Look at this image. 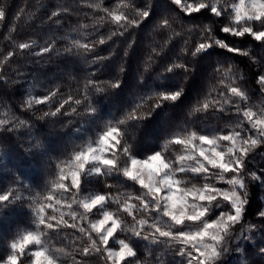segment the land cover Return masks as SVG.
I'll return each mask as SVG.
<instances>
[{
    "label": "snow or ice",
    "instance_id": "obj_1",
    "mask_svg": "<svg viewBox=\"0 0 264 264\" xmlns=\"http://www.w3.org/2000/svg\"><path fill=\"white\" fill-rule=\"evenodd\" d=\"M169 4L175 6L168 10L169 13L178 9V15L183 13L188 18L205 12L218 19L227 18L228 22L220 28L222 33L235 38L251 37L253 41L264 45V0H169ZM105 12L106 17L100 19L110 17L116 29L111 36L101 37L98 41H73L74 46L82 48L85 54L94 52L97 44H105L112 36H123L130 27H139L142 20L153 14L150 4L137 9L140 19L130 18L117 10L105 9ZM59 14L53 11L49 20ZM6 15L5 8L0 6V21H4ZM19 18L20 13L15 19ZM159 26L161 29L171 28L166 16L161 19ZM82 27L86 28L87 25ZM195 28L200 29V39L191 46H188L187 40L184 41L185 47L180 49L184 57L196 59L215 48L248 57L259 66L255 82L264 92V62L261 59L252 55L249 49L236 47L217 38L211 25H195L189 31ZM174 35L181 36L182 33L176 32ZM170 41L171 37L163 46L151 49L152 54L145 61V70L156 63L155 58L162 56ZM36 46L35 41L17 45L21 51ZM54 46V43H47L33 54L49 53ZM64 51L72 54L73 48L67 47ZM14 55L15 52H8L5 59ZM107 58L97 55L93 61ZM157 69L158 78L174 75L178 73L177 70H181L184 81L194 71L191 61L186 59L181 62L179 56L176 59L162 58ZM120 70L123 71V67ZM215 72L224 77L218 81L220 84L227 81L225 88L218 92L217 97L210 100L206 96L198 102L190 110L189 116L212 109L231 119L232 108L224 107L225 104H231L236 114V123L231 131L221 130L218 134H210L186 129L171 134L165 140L163 150L138 155L128 139L129 127H140V122L151 117L157 109L179 101L184 94V82H180L172 89L153 90L140 96L124 118L104 121L94 137L89 136L84 143L74 148L66 160L56 162V175L43 194L38 192L33 195L30 184L24 183L23 169L31 166L41 168L46 161L51 166L49 149L42 144L30 145L23 151L13 148L12 151L17 154L15 161H9L12 170L7 177L12 180V184L0 189V219L4 218L8 210L15 211L19 207L31 217L32 227L15 230V234L7 241L5 251L0 253V264H65L63 258L67 256H71L75 264H88L87 258L91 257H98L104 264H151L147 257L145 260L140 259L136 241H143L149 254L152 246H162L172 251L180 257L177 264H224V258L230 253L244 254L243 264H248L249 254L264 261V239L255 241L257 232L264 237V209L255 213L259 218L255 223L237 228L242 225L249 204L247 178L250 176L251 180L264 186V172L258 174L247 168L249 154L264 145V110L256 111L255 106L247 105L249 96L241 83L243 75L233 72L231 66L225 68L224 62L217 63ZM121 83L117 78L109 82V86L118 89ZM89 85L96 86L98 82L88 80L82 97L68 95L57 105L50 104L51 98L60 91L57 87L44 96H29L21 102L20 107L28 110L37 104L46 105L48 110H36L39 115L33 112L38 120L70 114L96 118L99 115L96 105L100 101L89 97ZM95 91L103 93L106 89L96 86ZM148 100L153 103L141 114L139 110ZM82 104L83 112L77 107ZM128 121H132L131 125L121 128ZM21 127L30 131L31 119H0V133H15ZM73 132L83 135L84 128L78 126ZM4 139L0 137V142ZM169 144L180 145L183 151L166 155ZM121 157L124 158L123 163ZM113 175L133 182L140 191L122 201L111 192L86 190L93 179L103 183L105 188L114 187L107 182ZM214 180L224 181L230 186L229 189L226 191L217 187L212 182ZM20 189H24V193ZM69 193L70 196L66 195ZM132 200L139 201L142 207L127 202ZM122 213L132 219H126ZM136 213L146 214L147 219L138 218ZM64 228L75 230L71 236L63 233V239L69 241V252L49 243L60 237ZM52 232L55 235H51ZM250 241L255 243H247ZM156 264H163V261L157 257ZM252 264H258V261L253 260Z\"/></svg>",
    "mask_w": 264,
    "mask_h": 264
},
{
    "label": "trees",
    "instance_id": "obj_2",
    "mask_svg": "<svg viewBox=\"0 0 264 264\" xmlns=\"http://www.w3.org/2000/svg\"><path fill=\"white\" fill-rule=\"evenodd\" d=\"M146 4L151 5L153 14L148 19L142 20L139 27H130L123 36H112L111 39L106 40L105 44H97L95 51L91 53L85 54L82 48L77 49L74 46L73 41L85 43L111 36L116 25L111 22L110 17L100 19V17H106L105 9L117 10L124 12L130 18L140 19L137 9ZM0 6L5 8L7 14L6 19L0 21V119H31L32 123L30 131L21 127L15 133H0V137L5 138L3 142H0V189H6L12 184V180L7 177L12 170L9 161L10 159L15 161L17 154L12 151L13 148L23 151L30 145L42 144L49 149L51 166L46 161L41 168L31 166L23 169L24 183L30 184L33 195L38 192L43 194L56 175V162L66 160L74 148L84 143L89 136L94 137L96 130L104 121L124 118L133 102L140 96L153 90L172 89L180 82H184V94L179 101L157 109L151 117L140 122V127H129L128 139L138 155L163 150L165 140L171 134L186 129L210 134H218L221 130L231 131L236 123L235 109L231 104L224 105L225 108H232L231 119L228 115L214 112L212 109L189 116L190 110L198 102L204 100L206 96L210 100L217 97L218 92L225 88L227 81L225 84H220L218 81L224 77L215 72L218 62H224L225 68L231 66L233 72L243 75L244 80L241 83L249 96L247 105L255 106L256 111L264 110V92L260 91L259 85L255 82L256 74L260 69L248 57L227 53L219 48L209 50L196 59L186 58L180 52V49L185 47V40L188 41V46H191L200 39L199 28L191 32L189 29H193L195 25H211L217 38L232 43L236 47L249 49L252 55L264 62V45L253 41L251 37L235 38L220 31L222 25L228 22L227 18L218 19L206 12L188 18L184 17L183 13L178 15V9L169 13L170 8H175L169 4V0H0ZM21 9H23L22 13ZM53 11L60 14L49 20ZM18 13L20 18L15 19ZM165 16L170 21L171 28L161 29L159 23ZM176 32L182 35L175 36ZM170 37L171 41L162 56L155 58L156 63L145 70V61L152 54L151 49L163 46ZM30 41H35L37 46L23 51L17 47L20 43ZM47 43L55 45L51 52L41 55L33 54L45 47ZM67 47L73 48L72 54L64 51ZM8 52H15V55L5 59ZM97 55L108 58L94 62L93 57ZM178 56L181 62L186 59L191 61L194 71L188 74L187 80L184 81L181 70H177L178 73L174 75L169 74L167 77L158 78L157 68L162 58L176 59ZM121 67L123 71L120 70ZM117 78L122 81L121 86L113 89L109 86V82H114ZM88 80H95L98 82L96 86L106 89L105 92L98 93L95 91L96 86H88L89 97L94 101L97 99L100 101L99 105H96L99 109V115L96 118L70 114L38 120L33 112L39 115L40 113L36 110H48L46 105L37 104L28 110L20 107L21 102L29 96H44L49 90L57 87L60 91L51 98L48 102L50 104L57 105L68 95L82 97ZM214 88L216 90H213ZM231 99L238 98L231 97ZM152 103L153 101L148 100L139 110L140 113L147 111ZM65 107L67 108L68 105ZM77 107L83 112V104ZM131 123L132 121H128L127 125H121V128ZM81 125L84 128L83 135L73 132L74 128ZM182 151V146L169 144L165 154H178ZM123 160L124 158L121 157V163ZM247 168L258 174L264 172V145H260L249 154ZM188 175L191 176V174ZM247 179L249 204L246 206V216L239 227L255 223L259 219L255 213L264 209V186L251 180L250 176ZM107 182L114 187L105 188L103 183H97L93 179L86 190L111 192L122 201L126 200L127 196L140 191L138 185L127 181L122 176L113 175ZM212 182L222 188L229 186L224 181V183H219L218 180ZM20 191L24 193V189ZM127 202L140 206L139 201ZM110 207L114 208L115 205ZM122 215L128 220L132 219L126 213ZM136 215L138 218L147 219L144 213H136ZM64 218L69 219L68 216ZM69 222H71L70 219ZM30 227H32L31 217L26 211L17 207L15 211L5 212L4 218L0 219V253L5 251L7 241L12 238L17 228ZM45 231L48 230L45 229ZM74 232L72 228H64L61 236L49 243L55 248L63 247L65 252H69L71 251L68 247L69 241L63 239V233L71 236ZM50 234L55 235L54 232ZM75 234L79 235L78 232ZM261 239L264 237L257 232L255 241ZM255 241L247 243H255ZM136 243L140 259L145 260L147 257L151 264H156L157 257L163 261V264H177L180 260V257L162 246H152L149 254L143 241H136ZM63 259L65 264H75L71 256ZM87 259L88 264H104L98 257ZM253 260L258 261V264H264L259 257L249 254L248 264H252ZM243 261L244 254L233 253L229 261H224V264H243Z\"/></svg>",
    "mask_w": 264,
    "mask_h": 264
},
{
    "label": "rangeland",
    "instance_id": "obj_3",
    "mask_svg": "<svg viewBox=\"0 0 264 264\" xmlns=\"http://www.w3.org/2000/svg\"><path fill=\"white\" fill-rule=\"evenodd\" d=\"M222 143H226V142H222ZM205 147H207V146H205ZM213 171H216V170H213ZM181 174H183V173H180L179 175H181ZM189 174H191V173H189ZM219 181V183H224L222 180H218ZM217 187H219V188H222L221 186H217ZM229 187L230 186H228V187H226V188H223L224 190H228L229 189ZM194 228V227H193ZM237 228H239V225L237 226ZM116 247H118V245H116ZM232 254L233 253H230L228 256H226L225 258H224V261H229V259L231 258V256H232Z\"/></svg>",
    "mask_w": 264,
    "mask_h": 264
}]
</instances>
